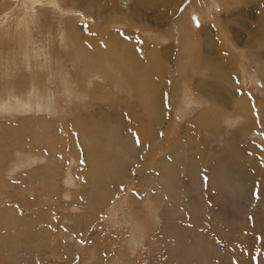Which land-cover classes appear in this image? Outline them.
<instances>
[{
    "label": "rangeland",
    "instance_id": "obj_1",
    "mask_svg": "<svg viewBox=\"0 0 264 264\" xmlns=\"http://www.w3.org/2000/svg\"><path fill=\"white\" fill-rule=\"evenodd\" d=\"M155 1L168 11L156 7L145 13L141 4L135 6L141 10L139 20L151 24L146 23L144 30L124 20L105 25L124 46L108 54L120 64L115 72L108 58L92 60L97 50L105 54L110 49H91L84 39L68 35L65 24L71 19L57 18L52 6L30 24L34 45L12 26L13 13L7 16L9 26L0 30V99L14 94L41 106L16 109L13 103L7 111L0 110V264H264V135L260 134L264 116L247 115L264 111V33L257 36L261 44L251 41L260 18L264 20V0H229L230 7L237 8L225 22L230 35L215 34L213 27L207 35L198 30L204 24L217 26L224 17L226 10L216 3L207 18L198 16L195 28L181 21L178 26H185L181 30L172 31L170 25L160 29L171 12L179 16L182 0ZM4 2L10 8L0 7V12H23L18 0H3L0 5ZM117 6L119 2L115 6L105 0L97 4L93 16L105 7L103 15L112 18ZM125 12L127 19L132 16L130 9ZM76 22L81 31L93 30L89 26L93 17L79 16ZM205 37L213 44L203 48L204 54L199 44ZM75 46L89 64L72 65ZM31 48L32 57L27 54ZM116 50L137 63V73L149 78L153 91L161 90L166 100L164 114L153 125L154 129L158 124L161 136L153 147L151 135L143 146L131 141L104 150L101 145L107 138L91 129L103 125L106 130L116 123L128 132L148 114L137 103L134 107L131 91L123 90L119 75L124 62ZM217 55L231 59L228 70L216 80L224 88L227 85L228 92L222 89L227 100H221L226 109L216 110L200 92L192 93L188 83L178 80L177 88L169 86L179 69L185 73L182 80L190 81L191 62L197 60L194 71L197 65L198 71L202 63L209 64L206 58L220 60ZM4 66L10 69L8 80L14 81L7 87L1 76L8 75ZM157 70L172 74L166 86L157 85ZM207 73L203 69L197 74ZM195 82L203 81L195 77ZM65 85L71 95L64 93ZM172 90L178 98L170 103ZM126 103L128 109L123 108ZM202 109L216 122L194 128L195 114ZM144 133L148 134L146 128ZM232 148L235 152L219 165L218 156Z\"/></svg>",
    "mask_w": 264,
    "mask_h": 264
},
{
    "label": "bare ground",
    "instance_id": "obj_2",
    "mask_svg": "<svg viewBox=\"0 0 264 264\" xmlns=\"http://www.w3.org/2000/svg\"><path fill=\"white\" fill-rule=\"evenodd\" d=\"M58 1H59V4L55 3L54 0H18L20 7L23 9V12H21L19 9L18 10L14 9L13 11H8L5 13H2L4 8L5 9L10 8L9 7L10 4H8V2L7 3L4 2L3 5H0V7L2 8V11L0 12V30L3 28L6 29V27L9 26L7 24V16H9V14L13 13V15L10 16L13 19V20L11 19L12 20L11 23L14 24L12 26L15 28L16 32H18L20 35L26 36V40H25L26 43H32L33 42L32 37H34L35 35L33 36V34L30 32V28H29L30 24H32L34 22L37 23L38 20L41 19L40 14L42 12H44L45 10L48 11L50 9L49 6H52L53 7L52 11L54 12V14L56 13L55 15L57 16V18L66 15L71 19V21H70V23H68V25L65 24L68 27V31H65V32H68V35L74 36L76 39H80V40L84 39L85 42H87L89 44L91 49H92V46H94L95 48L104 47V50L110 49L105 54L103 52H101L100 50H97L96 52H94V56L92 57V60L93 61L99 60V59L104 60V59L108 58L109 62L114 66V69H113L114 72H115V68H117V66L120 64L118 62H116L115 59L112 56H109L108 54H110L113 51L114 47H116L118 50L120 48H124V46L122 45L120 38H116L115 36L111 35V33L105 28V25L111 24L113 26V25H115L114 22H121V20H124L131 27L144 30L146 27V23H148L147 22L148 20H146V21H144L142 19L139 20L138 15H139V13L141 14V10H139L140 8L138 9V7L137 8L135 7L137 3L141 4V7L144 10L142 12H145V10L147 12L149 9L153 10L156 7H159V10L164 8L166 11H168L166 9L165 5H163L162 3H159L158 1H155V0H111L115 6L118 4V2L120 3V6H117V11H116V14L114 17L106 19V16L103 15V13H105L107 11V9L105 7H102L103 13H100L97 17L93 16V13L97 9V4H102L103 2H105V0H58ZM241 1L243 3H244V1L246 2V0H241ZM259 2H261V0H256V3H259ZM0 3H3V0H1ZM214 3H216L217 6L226 10V12L224 13V17H220L217 20V22H216L217 26H215V23H213L212 25L208 24L209 26L204 24L202 27L198 28V30L201 32V34L207 35V31L211 32V27H213L214 28L213 32L215 34H218L220 32H224L225 34L228 35L229 31L231 29L225 25V22H227L228 19H230L231 17L234 16V13L237 9L236 7H230V6H232V4L229 3V0H182V8H179L177 11L179 16L173 14L170 11L172 16L170 17V19H167L165 22H163V26L161 28L160 27L159 28L163 29L164 26L170 25V26H172L170 28V30H172V31L177 30L179 27L181 30L183 27H185V26H183V27L178 26L179 24H181V21L185 22V24L191 23V25L195 28L194 22L198 19V16L207 18V16L209 15V11H208L209 8H212V7L215 8ZM243 3H242V5H243ZM256 3H255V6H256ZM239 4H241V3H239ZM131 8H133V9H131ZM125 9H130V12L132 14V16L129 17L128 19H127L128 12H125ZM88 11L92 14H89ZM44 13H42V14H44ZM48 15L46 14V17ZM83 15L93 17L94 24L89 25L93 28L92 31L88 30V32H86V30L85 31L79 30V28H78L79 23L77 24L76 18L79 16H83ZM160 16H161V14H160ZM227 17H230V18H227ZM258 17L260 18V16H258ZM238 18H240V16ZM42 19H43V17H42ZM260 20L261 21L259 23H257L258 25H256V31L254 33L255 36H253V40H251V41H253L252 44H254V43L255 44H261V43L257 42V36L264 33V20H262L261 18H260ZM133 22H135V24ZM43 25L44 24L42 23V26ZM149 25H151V24H149ZM207 27H209L208 30H206ZM82 32H86L87 33L86 36H84V37L81 36ZM60 36L62 39L65 35L63 34ZM134 37H136V36H134ZM64 41H65V37H64ZM227 41H228V44L229 43L232 45L234 44L232 38H228ZM99 43L102 44L100 47H98L96 45ZM262 43H264V35L262 37ZM34 44H35V40L33 42V45ZM212 44H213V41H211L210 39L205 37L203 43L199 44V47L201 48V50L205 54L203 48L204 49L210 48L212 46ZM257 46L259 47V45H257ZM143 48L146 51H148V48L145 45H143ZM117 50L115 51L116 55L119 56L120 60H123V62H124V64H122V66L120 67L121 70H123V68H124L123 74H121V75L118 74L120 76V78H122V81L124 83L122 86L123 90L125 89L126 92L131 91L132 94L136 97L135 101L133 102L134 107H137L135 105V103H137L139 107L141 106V108H145L144 110H146L148 112V114H146L147 117L144 118V120H143L144 123L140 122L138 127L134 128L128 132H125L116 123H113L110 126H108V128L106 130H104L103 125L94 126L91 129L96 130L101 136H105L107 138V139L103 140V146L101 145V148H103L104 150L108 149V147L109 148H111V147L115 148V145L117 147H120L118 145V143H122V142L129 143L131 141H135L137 143V146H143L149 142V136H151V135H152L154 140L152 139L150 146L153 147L155 145L156 141L160 142V140H158V139L161 138L160 128L157 129L158 124L156 126H154V129H153V125L158 123V120L160 119L161 114L162 115L164 114L163 105H165L164 102L166 100H163V97H162L163 94H161L162 93L161 90H159V92L153 91V89H154L153 82L149 78L144 77V76H140L137 73L138 64L133 62V61H130L128 58L124 57V55L120 54V52H118ZM33 51H34L33 48L28 49L27 54L30 57H32V55L34 54ZM73 51H74V53H73L74 55L73 54L71 55V56H73L71 58L72 59V61H71L72 65L77 64V63H79V65L89 64L86 61H84L85 57H84V54H83L81 48L75 46ZM263 54H264V52H261V55H263ZM208 57H210V56H208ZM255 60L258 61V56L256 54H255ZM205 61H208L209 64L207 65V63H202V66L198 71H197L198 65H197V69L194 71V65L197 64V60H196V62L195 61L191 62L190 66L191 65L192 66L190 69L193 72H190V71L188 72L187 66H183V62H181V65L183 66V68L186 69L188 72L187 76H191L190 81L189 80L188 81L182 80V79H185V73L183 72V70L179 69L178 78L176 80L173 79L174 83L169 84V86H174V89L177 88V86L180 84V83L178 84V80H180L186 84L188 83L187 87L192 93H193V91L196 92L197 94H199V92H200L202 94V97H204V100L207 99V100L213 102V106L216 110L217 109L224 110V109H226V107H225V105H222V101L227 100L228 93L224 92L222 89H225L228 92V90H227L228 88H227V85L224 88L223 84H222V86H223L222 87L220 82H218V81L216 82V80L222 75L221 72L223 70L224 71L228 70V67L231 64V59L228 58V56H226V57L221 56L220 60H216L215 58H214V60L211 58H206ZM3 63H5V62H3ZM0 65H1V63H0ZM4 67L6 68L5 72L8 75H4V74L2 75L1 74V76H2V78L4 77V84H5L4 87H7L13 80H11V79L8 80V77L10 75V69H7L6 66H4ZM203 69H205V70L207 69L208 73H210V75H212L215 80L212 79L208 75V73L205 74V76H203V75L199 76L197 73H201V70H203ZM117 70L118 69H116V71ZM261 71L264 73V69H262ZM47 76H48V74H47ZM195 77L202 79V81H203L202 84L195 82ZM168 78H173L172 74L167 76L161 70H157L156 77H155V81L157 82V85L166 86V83H167L166 81ZM163 81H164V83L161 84V82H163ZM224 81H225V79H224ZM27 82H28V80H27ZM12 83H14V81ZM169 83H170V80H169ZM112 84H114V86L116 88H118V86H119L116 81H112ZM192 84H194V85H192ZM163 88L165 89L166 87H162L160 89H163ZM199 89H200V91H197ZM1 90L3 93V89L0 87V91ZM64 93H66V95H71L72 90L69 87H67V85H65ZM207 94H210L211 96H206ZM95 95L98 96L97 94H95ZM169 95L173 96V97L168 98V102H170V103H173L174 100H176L178 98L177 92H175V90H172ZM4 97H8V96H4ZM121 101H123V100H121V99L118 100V102H121ZM13 103L15 104L16 109H19L17 106H22V105H25V107H28L29 105L35 106L36 109H37V106H41L40 104H36L35 101H28L27 98L19 99L18 97H16L13 94V98H9L8 100L0 99V110L7 111L8 106L14 105ZM245 104H246L245 101L241 102L240 107L243 108V105H245ZM261 104H262L263 109H264V98L262 99ZM43 105H47V104L44 102ZM13 107L14 106H12V108ZM22 107H24V106H22ZM128 107H129L128 103L123 105V108L128 109ZM95 113L98 114L100 112H95ZM258 114H261L264 116V111H261V112L256 113V114L249 113L247 115L249 117H252L253 115H258ZM111 115L116 116V111H113L111 113ZM259 116H258V120H259ZM96 119L100 120L101 117L97 116ZM263 121H264V119L262 118L260 121L263 125L262 129H264V122ZM75 122L77 123V120ZM193 122L194 123L191 125L192 127L205 129V127L213 126L212 124H214V122H216V119L213 118L212 116H210V113L207 112L205 109H202L201 111L196 112L195 118L193 119ZM145 124H146V127H145ZM145 128L147 129L149 135L144 133ZM262 129L259 128L258 131H262ZM78 134L81 136L83 134V130L79 129L77 132V135ZM260 134L264 135V133H260ZM45 139H47V138H45ZM164 149H167V147H165ZM53 151H55V150H53ZM234 152H235V148H232L229 151L222 152L218 156L219 157V165L224 164L225 160L228 159V155H230ZM143 155H145V153H143ZM164 160H166V159H164ZM161 162H162V160H161ZM174 163H175V161H174ZM251 163H252V161L248 162L247 167H250L249 165ZM171 165L173 166V164H171ZM47 167H48V165H47ZM95 169H93V170L95 171ZM143 169L148 170L147 165L143 166ZM97 174L98 173H96V175ZM68 176H70V174Z\"/></svg>",
    "mask_w": 264,
    "mask_h": 264
},
{
    "label": "crops",
    "instance_id": "obj_3",
    "mask_svg": "<svg viewBox=\"0 0 264 264\" xmlns=\"http://www.w3.org/2000/svg\"><path fill=\"white\" fill-rule=\"evenodd\" d=\"M235 44H233V46H234ZM237 47V46H236ZM216 58H220L218 55L216 56Z\"/></svg>",
    "mask_w": 264,
    "mask_h": 264
}]
</instances>
